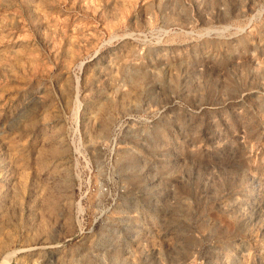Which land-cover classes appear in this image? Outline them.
Listing matches in <instances>:
<instances>
[{
	"label": "rangeland",
	"instance_id": "374dc122",
	"mask_svg": "<svg viewBox=\"0 0 264 264\" xmlns=\"http://www.w3.org/2000/svg\"><path fill=\"white\" fill-rule=\"evenodd\" d=\"M0 264H264V0H0Z\"/></svg>",
	"mask_w": 264,
	"mask_h": 264
}]
</instances>
